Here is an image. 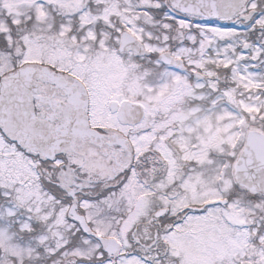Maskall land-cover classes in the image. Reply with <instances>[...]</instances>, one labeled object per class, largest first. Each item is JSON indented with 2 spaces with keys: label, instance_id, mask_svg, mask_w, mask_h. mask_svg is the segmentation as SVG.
Here are the masks:
<instances>
[{
  "label": "snow or ice",
  "instance_id": "1",
  "mask_svg": "<svg viewBox=\"0 0 264 264\" xmlns=\"http://www.w3.org/2000/svg\"><path fill=\"white\" fill-rule=\"evenodd\" d=\"M0 264H264V0H0Z\"/></svg>",
  "mask_w": 264,
  "mask_h": 264
}]
</instances>
